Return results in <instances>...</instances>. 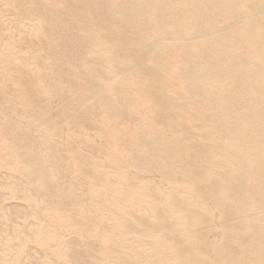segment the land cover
<instances>
[{"label":"bare ground","instance_id":"6f19581e","mask_svg":"<svg viewBox=\"0 0 264 264\" xmlns=\"http://www.w3.org/2000/svg\"><path fill=\"white\" fill-rule=\"evenodd\" d=\"M0 264H264V0H0Z\"/></svg>","mask_w":264,"mask_h":264}]
</instances>
